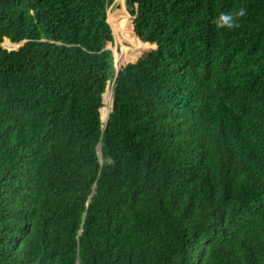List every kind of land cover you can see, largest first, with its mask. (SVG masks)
<instances>
[{"label":"trees","instance_id":"1","mask_svg":"<svg viewBox=\"0 0 264 264\" xmlns=\"http://www.w3.org/2000/svg\"><path fill=\"white\" fill-rule=\"evenodd\" d=\"M108 1L0 0V264H264V0Z\"/></svg>","mask_w":264,"mask_h":264},{"label":"rangeland","instance_id":"2","mask_svg":"<svg viewBox=\"0 0 264 264\" xmlns=\"http://www.w3.org/2000/svg\"><path fill=\"white\" fill-rule=\"evenodd\" d=\"M120 0H109L108 1V4H107V10H106V14L105 15H99V18L102 20V21H106V20H109L110 18H111V16L112 15H115V13L117 12V11H119L120 10ZM124 7H125V12L127 13V19H129V21H130V23H131V25H132V22H131V15L129 14V12H128V10H127V8H126V0L124 1ZM108 24L111 26V28L113 29V32H114V36H115V41H114V44H110L109 45V47L110 48H112L113 49V51H114V56H115V63H116V69H117V71H122V70H127L129 67H130V65H133V64H135V63H138L140 60H141V58L143 57V55L147 52V51H149L150 49H152V48H155L156 47V45L155 44H152L151 42H149L148 40H147V31H146V29H143L142 30V32L140 33V34H136V33H134L135 34V36L137 37V38H139L140 40H141V42L144 44L142 47H143V51H142V55H141V57L140 58H138V59H136L135 61H133V62H130V63H128V65L127 66H125V67H122L121 66V63L119 62V59H118V56H120L119 54H121V45H123L125 42H126V38L123 36L119 41H118V31L115 33V30H114V27L112 26V23L110 22H108ZM132 28H133V32H135L134 31V27H133V25H132ZM121 36H122V34L121 33H119ZM126 39V40H125ZM6 46H8V47H11L12 45H11V43L9 42V41H6L5 43H4ZM133 44V43H132ZM108 90H110L109 92H110V95L108 94V97L106 98V96H107V94L106 93H108L107 91ZM112 87H111V85L110 86H108L107 87V90H106V93L104 94V104H105V106L104 107H102V108H104L103 109V111L104 110H108V114L111 112V110H112V104H113V99H112ZM107 100V101H106ZM107 118V116L105 117V119ZM105 119H103V117H102V113H101V120L102 121H105Z\"/></svg>","mask_w":264,"mask_h":264},{"label":"clouds","instance_id":"3","mask_svg":"<svg viewBox=\"0 0 264 264\" xmlns=\"http://www.w3.org/2000/svg\"><path fill=\"white\" fill-rule=\"evenodd\" d=\"M246 12L247 10L243 7L240 8L238 11L231 12V13L222 12L218 17H216V19L214 20V23L216 24L217 28H238L240 25L237 21L240 18H243L246 15ZM105 123H106V120H105Z\"/></svg>","mask_w":264,"mask_h":264},{"label":"water","instance_id":"4","mask_svg":"<svg viewBox=\"0 0 264 264\" xmlns=\"http://www.w3.org/2000/svg\"><path fill=\"white\" fill-rule=\"evenodd\" d=\"M108 23L107 22H104V26L105 25H107ZM12 45V44H11ZM14 47V45H12L11 46V48H13ZM106 93V92H105ZM103 101H104V97H103ZM105 102V101H104ZM109 116H110V113L108 114V116H107V118H106V123L108 122V120H109ZM98 153H99V155H101V147L99 146L98 147Z\"/></svg>","mask_w":264,"mask_h":264},{"label":"bare ground","instance_id":"5","mask_svg":"<svg viewBox=\"0 0 264 264\" xmlns=\"http://www.w3.org/2000/svg\"><path fill=\"white\" fill-rule=\"evenodd\" d=\"M108 93H106L107 94V96H106V98L108 97V94L110 95V93H109V91H107ZM109 98V97H108ZM107 101V100H106ZM103 109L104 108H102V117H103V119H105V117L106 116H108V110H104L103 111ZM106 120V119H105Z\"/></svg>","mask_w":264,"mask_h":264}]
</instances>
